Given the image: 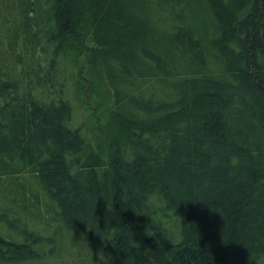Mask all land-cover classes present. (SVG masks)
Wrapping results in <instances>:
<instances>
[{
    "label": "trees",
    "instance_id": "1",
    "mask_svg": "<svg viewBox=\"0 0 264 264\" xmlns=\"http://www.w3.org/2000/svg\"><path fill=\"white\" fill-rule=\"evenodd\" d=\"M0 264H264V0H0Z\"/></svg>",
    "mask_w": 264,
    "mask_h": 264
},
{
    "label": "rangeland",
    "instance_id": "2",
    "mask_svg": "<svg viewBox=\"0 0 264 264\" xmlns=\"http://www.w3.org/2000/svg\"><path fill=\"white\" fill-rule=\"evenodd\" d=\"M74 72L78 85L76 109L79 116L77 121L88 129L89 136L95 145H97L96 140L99 146H102L104 141L109 140L105 125L112 100L110 91L103 80L92 78L85 66L78 65Z\"/></svg>",
    "mask_w": 264,
    "mask_h": 264
}]
</instances>
